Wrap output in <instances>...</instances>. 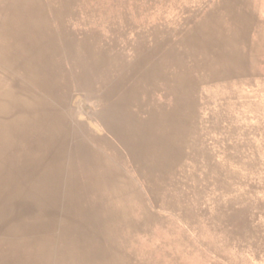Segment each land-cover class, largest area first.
Instances as JSON below:
<instances>
[{
	"label": "rangeland",
	"instance_id": "1",
	"mask_svg": "<svg viewBox=\"0 0 264 264\" xmlns=\"http://www.w3.org/2000/svg\"><path fill=\"white\" fill-rule=\"evenodd\" d=\"M0 23V264H264V0Z\"/></svg>",
	"mask_w": 264,
	"mask_h": 264
},
{
	"label": "bare ground",
	"instance_id": "2",
	"mask_svg": "<svg viewBox=\"0 0 264 264\" xmlns=\"http://www.w3.org/2000/svg\"><path fill=\"white\" fill-rule=\"evenodd\" d=\"M23 16V15H22ZM24 16H27L26 14L24 15ZM5 17V16H4ZM29 18V17H28ZM27 20V19H26ZM21 21V20H20ZM19 21V22H20ZM23 21V20H22ZM30 23H31V21H30ZM33 23V22H32ZM1 24V23H0ZM3 24H4V22H3ZM1 27H3V26H1ZM9 28H11V26L9 27ZM4 30V29H3ZM14 30V29H13ZM38 30V29H37ZM19 31V30H18ZM5 33V32H4ZM37 33V32H36ZM11 34V33H10ZM5 35V34H4ZM14 36V35H13ZM25 36V35H24ZM25 37H27V36H25ZM192 37V36H191ZM17 38V37H16ZM4 39V38H3ZM4 41H6V40H4ZM3 43V42H2ZM9 43H11V42H9ZM19 45V44H18ZM5 46V45H4ZM6 46H7V48H8V45L6 44ZM20 46H21V44H20ZM23 46V45H22ZM11 49V48H10ZM20 49V48H19ZM27 49V48H26ZM12 50V49H11ZM5 51V50H4ZM9 51V50H8ZM31 51V50H30ZM34 52V51H33ZM23 53V52H22ZM27 53V52H26ZM18 55V54H17ZM23 56V55H22ZM12 58V57H11ZM14 59V58H13ZM207 61H208V59H206ZM17 61H19V60H17ZM211 61V60H210ZM209 62V61H208ZM15 64V63H14ZM213 65V64H212ZM216 65V64H215ZM47 66V65H46ZM180 67V66H179ZM141 68V67H140ZM200 69V68H199ZM219 69V68H218ZM179 70V69H178ZM201 71V70H200ZM179 72V71H178ZM213 72V71H212ZM210 75H211V73H209ZM209 75V76H210ZM215 76V75H214ZM217 76V75H216ZM212 78V77H211ZM213 79V78H212ZM216 81V80H215ZM170 85V84H169ZM82 108V107H81ZM84 108V107H83ZM82 108V109H83ZM26 115V112L23 114L22 113V115L20 116V114L18 115V117H16V119H17V121H19V120H22L23 119V117ZM21 117V118H20Z\"/></svg>",
	"mask_w": 264,
	"mask_h": 264
},
{
	"label": "water",
	"instance_id": "3",
	"mask_svg": "<svg viewBox=\"0 0 264 264\" xmlns=\"http://www.w3.org/2000/svg\"><path fill=\"white\" fill-rule=\"evenodd\" d=\"M84 106L82 105V108H83ZM84 110H86V108H83Z\"/></svg>",
	"mask_w": 264,
	"mask_h": 264
}]
</instances>
